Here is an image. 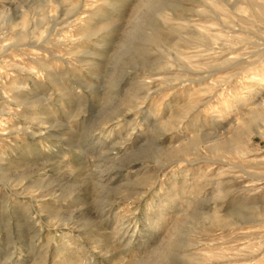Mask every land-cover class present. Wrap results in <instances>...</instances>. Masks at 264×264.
<instances>
[{
	"label": "clouds",
	"instance_id": "9594fccd",
	"mask_svg": "<svg viewBox=\"0 0 264 264\" xmlns=\"http://www.w3.org/2000/svg\"><path fill=\"white\" fill-rule=\"evenodd\" d=\"M0 61V264H264V0H0Z\"/></svg>",
	"mask_w": 264,
	"mask_h": 264
},
{
	"label": "rangeland",
	"instance_id": "374dc122",
	"mask_svg": "<svg viewBox=\"0 0 264 264\" xmlns=\"http://www.w3.org/2000/svg\"><path fill=\"white\" fill-rule=\"evenodd\" d=\"M218 27L215 29H209L213 34V38L216 40L217 44H223L224 47L229 48L230 51L228 55L236 56L241 54L238 57L237 62H246L245 56L248 57V61H251V57L256 53L252 52L251 49L256 47V41L251 40L248 37L252 36L253 33L251 30L242 28L240 26L233 27L230 18H226V21H216ZM2 63V61H0ZM224 211L221 210V215H224ZM243 220L241 223V230L236 236L230 241L231 244L242 247L244 243H247L251 246H256L259 242L260 232L258 230L251 231L250 229H259V221L255 220L246 212H241ZM259 258V253H256L249 257H244L245 260H255Z\"/></svg>",
	"mask_w": 264,
	"mask_h": 264
}]
</instances>
